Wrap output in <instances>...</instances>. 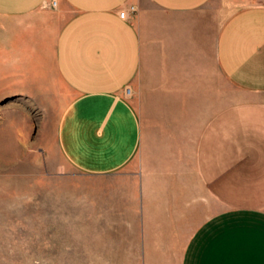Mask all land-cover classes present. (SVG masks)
<instances>
[{
    "label": "crops",
    "instance_id": "1",
    "mask_svg": "<svg viewBox=\"0 0 264 264\" xmlns=\"http://www.w3.org/2000/svg\"><path fill=\"white\" fill-rule=\"evenodd\" d=\"M214 1L0 0V93L66 101L74 170L137 165L113 260L264 264V0Z\"/></svg>",
    "mask_w": 264,
    "mask_h": 264
},
{
    "label": "rangeland",
    "instance_id": "2",
    "mask_svg": "<svg viewBox=\"0 0 264 264\" xmlns=\"http://www.w3.org/2000/svg\"><path fill=\"white\" fill-rule=\"evenodd\" d=\"M249 2L213 5L225 17ZM65 104L0 93V264H124L112 259L123 242L112 218L122 219L116 192L133 185L137 165L112 176L70 167L56 142ZM194 184L202 191L197 173Z\"/></svg>",
    "mask_w": 264,
    "mask_h": 264
},
{
    "label": "built area",
    "instance_id": "3",
    "mask_svg": "<svg viewBox=\"0 0 264 264\" xmlns=\"http://www.w3.org/2000/svg\"><path fill=\"white\" fill-rule=\"evenodd\" d=\"M50 4H51V5H55V2L52 1ZM126 14H127V13H126L125 11L120 12V16H121L122 18H125ZM128 92H129V89H128Z\"/></svg>",
    "mask_w": 264,
    "mask_h": 264
}]
</instances>
